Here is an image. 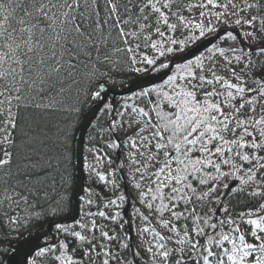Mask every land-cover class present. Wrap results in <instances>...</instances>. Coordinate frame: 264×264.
Wrapping results in <instances>:
<instances>
[{"label": "snow or ice", "instance_id": "1", "mask_svg": "<svg viewBox=\"0 0 264 264\" xmlns=\"http://www.w3.org/2000/svg\"><path fill=\"white\" fill-rule=\"evenodd\" d=\"M38 225L16 264H264V0H0V241Z\"/></svg>", "mask_w": 264, "mask_h": 264}, {"label": "trees", "instance_id": "2", "mask_svg": "<svg viewBox=\"0 0 264 264\" xmlns=\"http://www.w3.org/2000/svg\"><path fill=\"white\" fill-rule=\"evenodd\" d=\"M166 71V70H165ZM163 73H158L156 74V77L161 75ZM132 81L128 82L130 77H126L125 76V80L123 79L122 76L117 78V84L115 87H110L108 90L109 92H122L127 90L132 84L136 83L137 81H139L140 79H144L143 76H137L134 75L132 76ZM121 82L123 84V86H121ZM134 82V83H133ZM159 82V81H158ZM110 98L113 99V97L110 95ZM122 97H117L116 98V102H117V106L119 105V103L121 102ZM88 108L85 112H83V108L81 109V112L79 114L78 117H75L76 120H72V139L70 140V148H71V165L69 167V171L71 173V181L69 184V188H68V195L72 200V204H71V208L70 210H68L67 215L64 217V219H71L72 216L74 215V190H75V184H76V180H77V152H76V144L78 141V137L80 134V131L85 123V117L86 115L90 112V110L98 105V104H94L91 101H89L88 103ZM86 104H84L85 106ZM83 106V107H84ZM87 106V105H86ZM106 120V117L103 114L102 109L100 110L98 117L94 123V125L91 127V129L88 131L86 138H85V149H89L91 147L92 142L90 141L89 137L90 136H94L95 135V130L96 128H98L100 126V124L104 123V121ZM74 121V122H73ZM86 169H88V167H86V163H85V171ZM88 188H92L94 191H102V187L100 186L99 182H92L91 187L87 186L84 190V195L83 197H85L87 195V189ZM40 226L38 225L36 228H32L30 231L27 232H20V233H16L13 235V237L11 238L10 241L8 242H3L0 241V243H6V244H10L11 247L13 246H17L19 244H21L23 241L25 240H32L36 235H37V228H39ZM43 228L45 231H47L50 228V224H48L47 222L43 225ZM41 242V241H40ZM43 243V242H41ZM10 250H8L7 252V256L9 254Z\"/></svg>", "mask_w": 264, "mask_h": 264}, {"label": "water", "instance_id": "3", "mask_svg": "<svg viewBox=\"0 0 264 264\" xmlns=\"http://www.w3.org/2000/svg\"><path fill=\"white\" fill-rule=\"evenodd\" d=\"M189 51H191V49ZM201 51H203V48H201ZM161 75H163V74H161ZM161 75H159V76H161ZM159 76H157L156 82L159 81V79H158ZM139 81H137L136 83L132 84L130 87H134ZM145 86H147V85H145ZM128 89L125 90V91H122V92H113V91L109 92L108 93V97L110 95H112L114 97H122V95L124 93H126L128 91ZM136 90H139V89H136ZM100 110H101V106L99 104L94 106L90 110V112L85 117V123H84V125H83V127H82V129L80 131L79 137H78V141H77V145H76V152H77V180H76V184H75L74 197H73V200H74V214L77 211L76 205L80 203V200L83 197V192H84V185H85V174H84V153L85 152H84V143H85V138H86V135H87L88 131L93 126V124H94V122H95ZM20 246L21 245L11 248L12 251H14V253L9 256V257H11L10 264H16L17 257L15 256V249L17 247H20Z\"/></svg>", "mask_w": 264, "mask_h": 264}, {"label": "rangeland", "instance_id": "4", "mask_svg": "<svg viewBox=\"0 0 264 264\" xmlns=\"http://www.w3.org/2000/svg\"><path fill=\"white\" fill-rule=\"evenodd\" d=\"M194 47V46H193ZM132 76L134 75H127L126 77H130L129 81L128 82H131L132 81ZM123 79L125 80V76H122ZM134 83V82H133ZM109 100L111 101L112 99L109 98ZM87 105V106H86ZM86 105H82L81 109L83 108V112H85L88 108V104L86 103ZM84 106V107H83ZM71 120H76L75 117H70ZM74 122V121H73ZM121 138H123V135L121 136ZM92 160V154L87 150L85 149V156H84V165L86 163V167H87V164L88 162H90ZM84 174H85V185H84V188H86L87 186L91 187V184L93 182V179L92 177L89 175V172H88V169H84ZM41 242H43V240H41Z\"/></svg>", "mask_w": 264, "mask_h": 264}, {"label": "flooded vegetation", "instance_id": "5", "mask_svg": "<svg viewBox=\"0 0 264 264\" xmlns=\"http://www.w3.org/2000/svg\"><path fill=\"white\" fill-rule=\"evenodd\" d=\"M23 242H24V241H23ZM23 242H22V243H23ZM9 250H10V252H9V254H8V257H9V256L12 254V251H11V249H9Z\"/></svg>", "mask_w": 264, "mask_h": 264}]
</instances>
